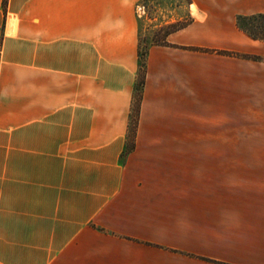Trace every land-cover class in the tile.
Returning a JSON list of instances; mask_svg holds the SVG:
<instances>
[{"label":"crops","instance_id":"crops-1","mask_svg":"<svg viewBox=\"0 0 264 264\" xmlns=\"http://www.w3.org/2000/svg\"><path fill=\"white\" fill-rule=\"evenodd\" d=\"M139 1L0 0V264H264V40L236 24L264 0H191L149 45L127 150ZM228 123L238 163L187 161Z\"/></svg>","mask_w":264,"mask_h":264},{"label":"rangeland","instance_id":"rangeland-1","mask_svg":"<svg viewBox=\"0 0 264 264\" xmlns=\"http://www.w3.org/2000/svg\"><path fill=\"white\" fill-rule=\"evenodd\" d=\"M136 12L139 16V36L142 47L162 42L167 36L165 34L167 31H172L189 21L191 23L194 17L190 13L189 0H140L136 5ZM263 22V19L255 20V23L263 24ZM199 49L202 51H205L203 49L212 50L210 53H217L213 50L223 51L218 48L202 47ZM261 112V114H264V107L261 108ZM258 113L259 109L256 106V101H252L249 107L229 109V118L242 116L246 121H253L254 123H247L246 125L256 131ZM225 131V127L223 129L218 128L215 134L220 135L222 132L225 133ZM227 131L228 139L217 138L191 141L189 146L200 149L201 153H196L195 156H187V161H191L194 167H229V162L230 167H232V164L238 163V161L236 163L234 161L236 157L233 154V150H231L234 148L232 145H230L229 150V123ZM248 142L256 144V140ZM253 158H256V156ZM237 159L241 158L237 156Z\"/></svg>","mask_w":264,"mask_h":264},{"label":"trees","instance_id":"trees-1","mask_svg":"<svg viewBox=\"0 0 264 264\" xmlns=\"http://www.w3.org/2000/svg\"><path fill=\"white\" fill-rule=\"evenodd\" d=\"M190 3V0H189ZM256 19H263L264 20V13H256L251 15H242L238 14L236 15V24L237 26L243 30L245 33H247L249 36L255 39L264 40V22L263 24L255 23ZM190 23H184L180 27L173 29L172 31H176L177 29L183 28L187 26ZM167 31L165 34L172 32ZM164 40V39H163ZM160 42L161 44H164V41ZM157 43V44H160ZM148 45H144L142 47L139 46V70L137 74V80L135 82L134 86V95H133V102L131 106V116H130V122H129V130H128V144H127V150H130L132 146H130V141H134L135 139V133H136V126H137V119L139 116V110H140V102L142 98V90L145 82V59L148 52ZM205 51L211 52L212 50L209 49H203ZM215 52H219L220 54H226V55H235V56H242L247 58H254V59H260L258 56H251L247 54H241V53H235L231 51H217L213 50ZM209 260V259H207Z\"/></svg>","mask_w":264,"mask_h":264}]
</instances>
